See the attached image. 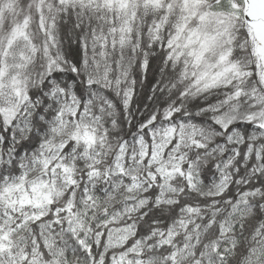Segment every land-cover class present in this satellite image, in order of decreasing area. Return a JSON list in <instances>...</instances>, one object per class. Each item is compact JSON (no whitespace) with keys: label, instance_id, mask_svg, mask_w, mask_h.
<instances>
[{"label":"snow or ice","instance_id":"obj_1","mask_svg":"<svg viewBox=\"0 0 264 264\" xmlns=\"http://www.w3.org/2000/svg\"><path fill=\"white\" fill-rule=\"evenodd\" d=\"M0 264H264V0H0Z\"/></svg>","mask_w":264,"mask_h":264}]
</instances>
